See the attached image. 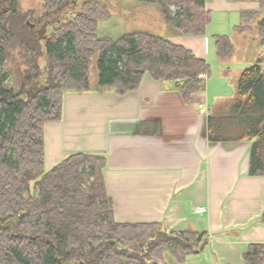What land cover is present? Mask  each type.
I'll use <instances>...</instances> for the list:
<instances>
[{
    "label": "trees",
    "instance_id": "obj_1",
    "mask_svg": "<svg viewBox=\"0 0 264 264\" xmlns=\"http://www.w3.org/2000/svg\"><path fill=\"white\" fill-rule=\"evenodd\" d=\"M41 1L39 22L56 20L71 8V0ZM137 1L157 5L179 36L206 35L211 14L205 5L212 0ZM247 1L258 3L259 10L243 13L234 33H252L264 46V0ZM28 15L19 0H10L8 14L0 11V68L12 51L19 52V89L6 87L8 75L0 73V264H165L164 252L174 253L175 262L183 264L188 256L203 252L209 241L204 232L116 223L102 178L103 157L73 153L46 171L44 127L61 121L67 93L89 90L95 59L100 88L124 95L149 73L154 80L175 83L187 103L205 88L210 65L160 35H102L100 24L109 14L100 3L86 2L43 45L39 32L26 24ZM211 39L219 60L232 57L231 36ZM262 63L260 59L241 72L233 102L221 114L210 115L207 126L211 143L252 142V177L264 176ZM242 264H264V244L248 245Z\"/></svg>",
    "mask_w": 264,
    "mask_h": 264
},
{
    "label": "crops",
    "instance_id": "obj_2",
    "mask_svg": "<svg viewBox=\"0 0 264 264\" xmlns=\"http://www.w3.org/2000/svg\"><path fill=\"white\" fill-rule=\"evenodd\" d=\"M205 7L211 14L205 36H179L165 22L159 28L145 22L141 32L152 30L211 67L209 38L231 32L245 40L234 27L259 5L212 0ZM224 66L223 76L229 71ZM89 83L88 91L67 93L61 121L44 127L46 171L73 153L103 157L114 221L206 233L205 250L187 257H197L195 264H242L248 245L264 244V176L249 175L252 142L208 141V117L221 114L224 103L212 91L213 79L189 103L175 83L149 73L124 95L100 88L91 77ZM198 207L205 211L196 214Z\"/></svg>",
    "mask_w": 264,
    "mask_h": 264
},
{
    "label": "rangeland",
    "instance_id": "obj_3",
    "mask_svg": "<svg viewBox=\"0 0 264 264\" xmlns=\"http://www.w3.org/2000/svg\"><path fill=\"white\" fill-rule=\"evenodd\" d=\"M89 1L100 3L107 8L109 17L105 18L99 27V32L104 36L112 34L111 36L113 38H118L120 35L126 33H150L152 30H144L145 32H141L142 30L140 28L143 27L144 29H147L146 26L144 27L145 22H151L155 28H159L164 23L161 10L157 5L144 4L138 2L137 0H71L70 10L64 15L57 17L56 20H58H55L53 24L48 23L49 25L45 28L41 35L45 36V40L50 38L52 33L59 29L62 24L69 22L77 14H79L80 11H82L85 3ZM19 2L22 11L29 12L26 24L35 32H40L44 23V20L39 22V18L42 15V1L19 0ZM9 9L10 0H0V11L4 14H8ZM144 13L149 15V17H145L143 15ZM262 16H264V14ZM168 29L175 31L170 27ZM212 29L214 28L212 27ZM161 30L162 28H160V32H162ZM228 36H232L234 40V51L232 53V57L228 59L225 64H221L222 62L216 58L214 42L211 38H209V47L211 48V52L213 51V55L211 54L212 59H209L212 71V75L209 78L210 80L213 79V84H215L212 89V91H214L213 93H215V95L221 94V99L224 100V103L222 104V110L225 109L229 103L233 102L234 98L236 97L235 89L237 79L241 72L244 69L255 65L260 59L263 61L262 66L264 67V46L260 44L258 37L252 33H246L241 35V37H247L246 39L244 38L245 40H243L238 35L232 34L231 32L228 33ZM45 40L42 41V45ZM18 53L19 52L17 50L12 51V57H10L6 61L5 65L0 68L1 74L5 73L8 75L6 87H11L15 90L19 89V85L15 78V69L19 60ZM45 63V58L40 59L39 65L43 70L45 68ZM223 66L229 70L225 76H223L221 72ZM90 70L92 82L96 80L99 81L97 59L93 61ZM208 79L206 80V86ZM41 81H44V77H42ZM176 252L178 253L179 250ZM174 256L175 254L172 252H164L162 254V262L165 264H178L175 262ZM186 259L187 260L183 264H195L198 258L190 257Z\"/></svg>",
    "mask_w": 264,
    "mask_h": 264
},
{
    "label": "water",
    "instance_id": "obj_4",
    "mask_svg": "<svg viewBox=\"0 0 264 264\" xmlns=\"http://www.w3.org/2000/svg\"><path fill=\"white\" fill-rule=\"evenodd\" d=\"M58 20V19H57ZM55 20H51V21H45L41 27V31L39 32L40 36L45 40V36H42L41 34L44 32L45 28L49 25V24H53ZM49 23V24H48Z\"/></svg>",
    "mask_w": 264,
    "mask_h": 264
},
{
    "label": "built area",
    "instance_id": "obj_5",
    "mask_svg": "<svg viewBox=\"0 0 264 264\" xmlns=\"http://www.w3.org/2000/svg\"><path fill=\"white\" fill-rule=\"evenodd\" d=\"M205 211L204 207H198L195 209V213L196 214H202Z\"/></svg>",
    "mask_w": 264,
    "mask_h": 264
}]
</instances>
